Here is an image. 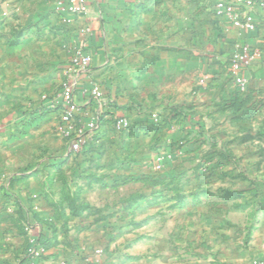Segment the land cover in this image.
<instances>
[{"label": "rangeland", "instance_id": "1", "mask_svg": "<svg viewBox=\"0 0 264 264\" xmlns=\"http://www.w3.org/2000/svg\"><path fill=\"white\" fill-rule=\"evenodd\" d=\"M56 3L0 0V264L40 236L38 264H264V79L242 94L226 70L220 99L209 72L175 77L177 57L216 39L221 2L140 0L111 16L114 85L78 151L49 111L84 34Z\"/></svg>", "mask_w": 264, "mask_h": 264}, {"label": "crops", "instance_id": "2", "mask_svg": "<svg viewBox=\"0 0 264 264\" xmlns=\"http://www.w3.org/2000/svg\"><path fill=\"white\" fill-rule=\"evenodd\" d=\"M139 1L140 0H87L85 14L76 18L80 23L82 34L84 28H90V32L88 34H84L82 43L85 42L86 44L84 49L85 53L91 55L93 58L91 74L84 78L86 75L75 72L74 77H78L81 80L86 79V83L88 81V86L89 81L97 83L104 92L109 93V91L112 89L111 85H114L112 80L115 79V77L111 76L112 74L110 73V68L105 67L108 63L110 50H108V47L104 45L103 38L106 37L105 34L108 32V23L111 19V16L125 13V11L129 9L130 5H137V2ZM218 1L225 4H233L238 10L243 9L241 6L243 0ZM252 18L256 22V30L254 32H239L235 28L231 27L228 20L223 17H218L216 39L213 41V43H211L210 46H206L205 52L197 55V58H192V60L189 59L188 55H185L184 57L180 55L177 57L176 63H178L179 69L175 74L176 79L180 77L184 79L187 78L190 81H195L198 77H200L201 73L209 72L213 75L210 81L216 85L214 90L217 89V95H220V99L225 97L228 88H232L229 81L230 78L225 76V72L226 70H229L231 54L234 45L243 42L251 47L259 48L263 54L262 60H264L263 13L260 9H256L255 13L252 15ZM180 49H182V47ZM165 65L164 72L168 74L172 72L174 77L172 64H169L168 66L167 64ZM257 65L258 64H255L245 71V77L249 81V87H252L251 85L256 84L255 82L259 80L262 82L264 79L262 74H260V76L257 75V71L261 69V67ZM189 66H194L192 69V72L194 73H190V78ZM153 73L154 67H149L145 73L140 74V80H145V78H148V81L151 83L149 91H152L153 85L158 82L157 78L155 77L156 75ZM226 74H228V72ZM137 76L138 74L135 75V77ZM203 76L209 78L208 74ZM263 86L264 85L261 87L264 88ZM81 93L82 89H80L79 82L78 97L81 95ZM83 109L84 108L81 106L82 111ZM84 114L86 113H83V115Z\"/></svg>", "mask_w": 264, "mask_h": 264}, {"label": "built area", "instance_id": "3", "mask_svg": "<svg viewBox=\"0 0 264 264\" xmlns=\"http://www.w3.org/2000/svg\"><path fill=\"white\" fill-rule=\"evenodd\" d=\"M87 0H57V8L61 13L69 17L82 16L86 12ZM242 10L236 9L233 4L220 3L216 9L217 17H223L229 21L231 27L239 32L247 31L254 32L256 30V22L252 18L256 9H260L264 17V0H243ZM90 28L86 27L83 34H88ZM85 42L82 43L72 59V64L75 72L79 74L90 75L93 58L86 54ZM262 51L259 48H254L246 43H238L233 46V51L230 59V76L234 87L239 93H246L249 88V81L245 77V71L255 65L262 59ZM207 80L204 77L200 83L201 85ZM78 88L79 78L74 77L66 82L59 94V96L52 101V106L60 107V123L63 129L74 132V139L71 141L70 148L73 151H78L83 146L87 136L99 128V120L102 116V107L104 103V92L97 83L89 81L87 89L83 90L82 94L85 98L82 108H89L94 105V112H86L88 122L84 127L76 128L74 124L76 117L81 111V106L78 103ZM155 117V116H154ZM73 128H76L75 130ZM45 248L36 240L30 242V246L26 251V258L28 264H38V261L45 256Z\"/></svg>", "mask_w": 264, "mask_h": 264}, {"label": "trees", "instance_id": "4", "mask_svg": "<svg viewBox=\"0 0 264 264\" xmlns=\"http://www.w3.org/2000/svg\"><path fill=\"white\" fill-rule=\"evenodd\" d=\"M236 89V88H235ZM236 91H237V89H236ZM248 91V90H247ZM94 107V105H90L89 106V108H84L83 109V113H86L87 112V110H88V112H91V110H92V108ZM95 108V107H94ZM61 108L60 107H57V106H54L53 107V110H50L49 112H54L55 110H60ZM103 117H104V115H102L101 116V118H100V120H99V127L102 125V123H103ZM82 148V147H81ZM81 148H80V150H81ZM39 244H41L44 248H46V244H45V239L42 237V236H40L37 240H36ZM21 264H28V259L26 258V254H25V256H24V258H23V260H22V262H21Z\"/></svg>", "mask_w": 264, "mask_h": 264}]
</instances>
